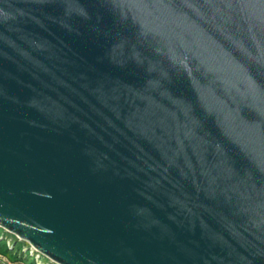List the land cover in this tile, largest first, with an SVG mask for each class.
Instances as JSON below:
<instances>
[{"label": "water", "instance_id": "95a60500", "mask_svg": "<svg viewBox=\"0 0 264 264\" xmlns=\"http://www.w3.org/2000/svg\"><path fill=\"white\" fill-rule=\"evenodd\" d=\"M0 228L54 264H264V0H0Z\"/></svg>", "mask_w": 264, "mask_h": 264}, {"label": "built area", "instance_id": "2783aa9c", "mask_svg": "<svg viewBox=\"0 0 264 264\" xmlns=\"http://www.w3.org/2000/svg\"><path fill=\"white\" fill-rule=\"evenodd\" d=\"M10 250L14 251L15 250V245L14 243V238L13 237H7L4 239ZM20 243V242H19ZM23 244V253L27 254L29 257L33 258V261L35 264H54L46 259H44L42 256L38 255L33 249H31L28 245ZM7 256H4L3 254L0 253V264H7L6 259ZM6 262V263H5Z\"/></svg>", "mask_w": 264, "mask_h": 264}, {"label": "trees", "instance_id": "16d2710c", "mask_svg": "<svg viewBox=\"0 0 264 264\" xmlns=\"http://www.w3.org/2000/svg\"><path fill=\"white\" fill-rule=\"evenodd\" d=\"M7 237L10 238V236H6L5 234L0 236V239L2 238V240H0V253L1 254L9 257L13 261L25 260L26 258H29V256L27 254L23 253V251H22V249H23L22 243L17 242L15 245L14 251L10 250V248L8 247L6 242H5V244L2 245L1 242L2 241L4 242V239ZM33 264H35L34 261H33Z\"/></svg>", "mask_w": 264, "mask_h": 264}, {"label": "rangeland", "instance_id": "374dc122", "mask_svg": "<svg viewBox=\"0 0 264 264\" xmlns=\"http://www.w3.org/2000/svg\"><path fill=\"white\" fill-rule=\"evenodd\" d=\"M6 235V236H12L11 234H9V233H7L4 229H2V228H0V236L1 235ZM1 244L3 245V244H5V241L3 242H1ZM9 259V258H8ZM9 260H11V259H9ZM21 263H24V264H33V258H31V257H29V258H26L25 260H23Z\"/></svg>", "mask_w": 264, "mask_h": 264}, {"label": "crops", "instance_id": "0c3cea01", "mask_svg": "<svg viewBox=\"0 0 264 264\" xmlns=\"http://www.w3.org/2000/svg\"><path fill=\"white\" fill-rule=\"evenodd\" d=\"M8 258L9 257L6 258L7 259L6 260L7 264H24V263H21L23 260L13 261V260H9L10 258L9 259Z\"/></svg>", "mask_w": 264, "mask_h": 264}]
</instances>
